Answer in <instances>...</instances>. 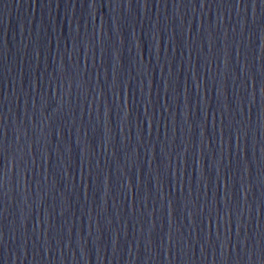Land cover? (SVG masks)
I'll return each mask as SVG.
<instances>
[{"label": "water", "instance_id": "water-1", "mask_svg": "<svg viewBox=\"0 0 264 264\" xmlns=\"http://www.w3.org/2000/svg\"><path fill=\"white\" fill-rule=\"evenodd\" d=\"M262 110L260 0H0V264H264Z\"/></svg>", "mask_w": 264, "mask_h": 264}, {"label": "snow or ice", "instance_id": "snow-or-ice-1", "mask_svg": "<svg viewBox=\"0 0 264 264\" xmlns=\"http://www.w3.org/2000/svg\"><path fill=\"white\" fill-rule=\"evenodd\" d=\"M239 2H240V0H237V3H239ZM260 3L264 4V0H260ZM260 116H261V119H264V110H262L260 112ZM249 119H250V117H249ZM262 253H264V249H262Z\"/></svg>", "mask_w": 264, "mask_h": 264}]
</instances>
